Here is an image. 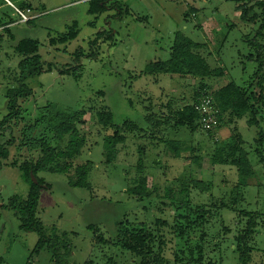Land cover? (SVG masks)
I'll list each match as a JSON object with an SVG mask.
<instances>
[{"label":"rangeland","instance_id":"rangeland-1","mask_svg":"<svg viewBox=\"0 0 264 264\" xmlns=\"http://www.w3.org/2000/svg\"><path fill=\"white\" fill-rule=\"evenodd\" d=\"M11 1L20 8L29 5L37 16L30 22H20L16 10L6 0H0V120L8 114L6 91L17 84L20 75L18 64L23 56L15 46L21 39L39 40L45 71L26 80L33 94L20 100L21 116L25 120H13L0 128V141L9 142L10 150L9 157L0 162V264H56L48 248L32 253L39 235L21 229L19 218L9 206L12 196L25 197L28 193L29 185L17 166L26 158L36 159L42 154L40 148L31 149L23 143L24 129L41 117L48 104L88 111L85 124L81 125L87 142L74 159V166L93 161L89 174L91 186L70 185L66 173H40L46 183L41 190L38 217L48 233L51 229L60 234L67 232L65 242L72 247L70 262L141 264L139 257L115 243L119 224L125 221L135 227L146 225L157 230V219L173 221L177 213L174 207L165 204H169L170 199L164 194L167 186H178L175 181L181 184L203 179L214 183L211 192L194 190L191 193L196 204H219L224 196L232 198L228 192L238 179L236 167L212 164L207 153L195 161L166 154V137L190 141L206 152L215 148V138L203 130L177 126L174 119L176 111L193 102L200 78L143 71L151 62L170 58L176 32L180 31L204 44L198 51L211 68L224 69V74L204 79L211 90L229 81L241 86L248 83L259 68L252 40L261 46L256 47H260L264 56V31L260 35V22L244 21L240 16L239 6L249 0H107L109 7L100 15L88 11L90 0ZM74 21L78 22L80 31L74 40L67 44L52 41L68 31ZM99 31L105 33L92 44ZM78 48L83 49L80 61L76 60ZM79 64L81 67L76 71L61 73L62 69ZM49 66L51 71H48ZM102 108L113 113L114 126L109 129H104L94 117L93 113ZM225 119L224 125L216 131L217 140L225 144L237 127L245 140L244 148L249 152L252 171L247 179L245 199L238 202L237 207L257 211L260 215L251 243L254 246L252 264H264V163L254 151L259 128L250 125L247 112L241 118L228 112ZM126 121L138 127L132 132L125 129L126 141L119 144L115 161L107 163L103 137ZM261 129L264 130V124ZM39 131H43L41 126ZM140 146L144 149L143 168L138 166ZM140 173L147 175L148 189L152 185L157 187L158 195L142 200L143 196L135 197L128 190ZM208 219L205 226L190 230L184 239L170 234L169 225L163 226L161 230L166 238L173 239L166 248V255L170 256L175 249L180 253L186 246L197 247L201 233L206 231L207 255L212 252L210 257H214L221 253L224 264H239L233 250L234 238L244 220L228 208ZM100 235L106 243L96 240ZM213 240L220 242L216 252L211 250ZM180 257L185 260L186 255Z\"/></svg>","mask_w":264,"mask_h":264},{"label":"trees","instance_id":"trees-1","mask_svg":"<svg viewBox=\"0 0 264 264\" xmlns=\"http://www.w3.org/2000/svg\"><path fill=\"white\" fill-rule=\"evenodd\" d=\"M106 1L90 0L88 11L97 15L102 14L109 7ZM26 7H29V5L22 8ZM239 8L241 10L240 16L244 21L260 22L259 33L263 35L264 0H249L247 3L241 4ZM79 32L78 22L74 21L69 26L68 31L52 38V41L67 44L74 40L79 35ZM103 33L105 32L99 31L92 44L97 43ZM107 33L110 34L111 32L108 31ZM256 43V40L251 41L253 48H256V59L259 62V68L249 82L242 86L235 81H229L222 87L211 90L204 79L210 76H220L224 74V69L222 67L211 68L207 59L198 51L204 47V44L195 42L180 31L176 32L174 43L171 46L170 58L166 61L151 62L143 71L145 74L167 73L200 78L199 84L196 86L193 102L185 104L176 111L174 119L177 126H189L194 131L197 129L203 130L209 137L215 138V148L212 152H206L203 148L195 146L190 141L173 140L166 137L164 140L166 142V154L173 158H190L195 161L202 159L204 153H207L212 164L236 167L238 179L234 188L228 192V194L232 195V198H225L226 196H224L220 199L219 204L216 202L196 204L193 201V197H191V193L194 190L211 192L214 187L212 181L192 179L190 181H182L181 184L175 181V185H178L177 187L167 186L164 197L170 199V203L165 204L168 207H174L177 214L173 216V221L171 222L167 218L166 220L157 219V230L146 225L135 227L133 224L121 221L115 243L123 250L139 257L141 264H224L221 253L217 254L219 257L216 255L210 257L212 252L207 255V249L204 246L207 238L206 231L201 233L200 244L197 247L186 246V249L179 250L180 253L175 249L170 256L166 255V248L169 242L173 243V239L169 241L161 229L163 226L167 227L169 225L168 232L170 234L184 239L190 233V230L205 226L209 222L208 217L219 216L220 210L225 208L236 212L238 217L244 220L243 226L234 238L235 246L233 250L238 255V263L252 264L254 246L251 243L256 235L255 231L259 225L257 219L260 215L257 211H250L245 208L238 209L237 207V203L245 199L247 179L252 171L249 152L244 148L245 140L237 127L233 128V133L230 136L231 140L225 144H220L217 140L216 131L226 122V113L230 112L241 118L243 113L247 112L250 125H256L259 128V137L254 140V151L259 157V161L264 163V130L261 129L262 124H264V56H262L260 50L261 46ZM257 45L260 47H256ZM15 49L23 56L18 64L20 75L17 79V84L9 87L6 91L8 114L0 120V128H3L5 124L13 120H25L21 116L23 108L20 106V100L33 94V89L26 83V80L45 71V63L40 54L39 40L23 38L16 44ZM82 53V48L76 50L77 61H80ZM91 56H94V54L92 53ZM79 65L62 69L61 73L74 72L81 67V64ZM51 70L49 66L48 71ZM205 95L213 97L214 107L217 110L216 116L219 123L214 129H204L203 114L196 108V103L200 102ZM43 111L41 117L34 122H30L23 132V143H26L25 145L31 149L40 148L42 154L36 159L34 157L26 158L17 166L21 171L22 179L29 185V188L25 197L20 194L12 196L9 200V206L19 218L21 229L33 231L39 235L32 253L48 248L56 264H79L70 262L68 259L72 252V247L70 243L65 242L68 238L67 232L60 234L57 230L51 229V233H48L44 223L38 217V207L41 190L46 183L44 177L40 175L44 171L68 174L70 185L75 187L91 186L89 174L93 168V161L87 160L74 166V159L79 156L87 142L86 135L81 133V125L85 124V116L88 111L85 108H60L54 104H48ZM93 114L104 129L114 126L113 113L111 111L102 108ZM40 126L43 131L38 132ZM137 127L138 124L126 121L122 126H116L113 133L104 135L103 148L107 163L113 162L117 158L119 144L124 143L127 139L125 129L132 132ZM7 143L0 141V162L7 159L10 155ZM139 152L138 166L143 168V146L139 147ZM16 164L15 162L14 166ZM32 175L37 178L38 182L33 180ZM146 186H148L147 175L140 173L139 178L135 180L134 185L128 190L135 197L138 195L139 197L143 196L140 197L141 199L158 195L156 194V186L152 185L149 189ZM96 240L102 243L107 242L102 235L96 236ZM218 240H221V237ZM218 240H213L211 249L213 252L220 249ZM174 247L175 245L170 246V248ZM182 254L186 255L185 260L180 257ZM82 264H93V261L87 260Z\"/></svg>","mask_w":264,"mask_h":264},{"label":"built area","instance_id":"built-area-1","mask_svg":"<svg viewBox=\"0 0 264 264\" xmlns=\"http://www.w3.org/2000/svg\"><path fill=\"white\" fill-rule=\"evenodd\" d=\"M19 15L20 22H28L35 18L37 14L32 12L31 7L20 8L13 4L10 0H6ZM213 97L211 95H205L201 98L200 102L196 103V108L203 114L202 122L204 129H214L219 123L216 116V108L214 107Z\"/></svg>","mask_w":264,"mask_h":264},{"label":"water","instance_id":"water-1","mask_svg":"<svg viewBox=\"0 0 264 264\" xmlns=\"http://www.w3.org/2000/svg\"><path fill=\"white\" fill-rule=\"evenodd\" d=\"M32 178L35 182H38L37 178L34 175H32Z\"/></svg>","mask_w":264,"mask_h":264},{"label":"flooded vegetation","instance_id":"flooded-vegetation-1","mask_svg":"<svg viewBox=\"0 0 264 264\" xmlns=\"http://www.w3.org/2000/svg\"><path fill=\"white\" fill-rule=\"evenodd\" d=\"M33 19H35V18H33ZM32 20V19H31ZM29 22V21H28Z\"/></svg>","mask_w":264,"mask_h":264},{"label":"crops","instance_id":"crops-1","mask_svg":"<svg viewBox=\"0 0 264 264\" xmlns=\"http://www.w3.org/2000/svg\"><path fill=\"white\" fill-rule=\"evenodd\" d=\"M11 1V0H10ZM12 2V1H11ZM14 4V3H13Z\"/></svg>","mask_w":264,"mask_h":264}]
</instances>
